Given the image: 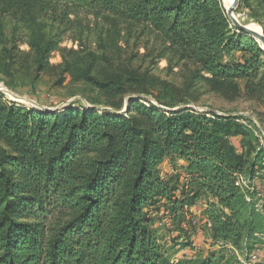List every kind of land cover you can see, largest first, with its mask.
<instances>
[{"label": "trees", "instance_id": "trees-1", "mask_svg": "<svg viewBox=\"0 0 264 264\" xmlns=\"http://www.w3.org/2000/svg\"><path fill=\"white\" fill-rule=\"evenodd\" d=\"M73 8L151 27L181 59L211 76L204 79L227 84L236 95L237 79L247 81L249 93L262 88L264 51L231 26L220 0H0V45L8 41L1 22L7 20L26 31L35 71L53 69L49 56L60 48L51 29L68 22ZM232 49L251 58L224 62ZM89 54L88 65L77 70L65 60L57 83L69 73L111 97L125 93L120 78L100 81L92 74L103 55ZM4 97L0 93V264H173L152 213L162 208L179 225L201 195L210 197L214 238L250 246L264 226L236 183L242 173L252 178L258 163L250 159L254 136L234 117L189 107L161 110L140 96L129 97L124 112L121 105L44 109ZM237 135L247 138L244 152L230 141ZM165 158L185 163L181 188L161 176ZM201 264L231 262L210 255Z\"/></svg>", "mask_w": 264, "mask_h": 264}, {"label": "rangeland", "instance_id": "rangeland-1", "mask_svg": "<svg viewBox=\"0 0 264 264\" xmlns=\"http://www.w3.org/2000/svg\"><path fill=\"white\" fill-rule=\"evenodd\" d=\"M220 2L226 12L223 0ZM60 10L62 8H58V12ZM232 14L241 25L264 38V0H238ZM68 20L64 25L51 29L60 50L51 52L49 56L53 69L41 73L34 69L26 31L13 28L7 20L1 21L6 25L5 38L8 40L0 45V93L5 96L4 100L50 109L67 104L76 107L90 105L99 110L121 105L118 111L124 112L128 98L140 96L147 100L144 102L146 106L152 104L161 110L177 111L189 107L197 112L209 111L234 117L254 136L252 144L255 150L250 159L258 163L257 173L252 178L242 173L236 177V183L245 201L264 216V170L259 169L264 165V56H260L262 88L249 93L247 81L237 79L241 93L236 95L227 84L212 78L204 79L211 76L201 71L194 60L181 59L178 53L169 49L160 34L147 25L111 16H96L85 9L74 8L68 14ZM8 48L10 53L5 50ZM90 52L98 57L103 55L99 57L102 58L100 61L96 60L92 74L100 81L120 78L126 88L125 93L111 97L87 82L73 79L69 73L64 74L61 84L57 83L65 60L74 70L84 68L88 65ZM246 58L250 59L251 55L238 49L223 54L224 62H243ZM230 141L238 152H244L247 138L231 136ZM185 166L182 159L165 158L158 167L164 179L175 178L181 188L185 181ZM208 199V196H199L187 207L179 225L173 223L162 208L152 213L154 229L171 262L201 264L210 255H222L231 264H264V226L254 233L250 246L244 239L214 238L212 222L206 213Z\"/></svg>", "mask_w": 264, "mask_h": 264}, {"label": "water", "instance_id": "water-1", "mask_svg": "<svg viewBox=\"0 0 264 264\" xmlns=\"http://www.w3.org/2000/svg\"><path fill=\"white\" fill-rule=\"evenodd\" d=\"M237 1L238 0H232V4L228 8H226L227 16L229 17L232 24L234 26H236L239 30L246 32L250 36L255 34V35L259 36L264 41V38L261 35L251 32L247 27L241 25L238 22V20L233 16L232 12H233V9L235 8L236 4H237ZM40 108L47 109L46 107H40Z\"/></svg>", "mask_w": 264, "mask_h": 264}, {"label": "bare ground", "instance_id": "bare-ground-1", "mask_svg": "<svg viewBox=\"0 0 264 264\" xmlns=\"http://www.w3.org/2000/svg\"><path fill=\"white\" fill-rule=\"evenodd\" d=\"M223 3L225 4L226 8H228L232 4V0H223ZM251 29H254L253 25H249ZM252 38H255V41L257 44L262 46L261 48H264V41L257 35H252Z\"/></svg>", "mask_w": 264, "mask_h": 264}, {"label": "crops", "instance_id": "crops-1", "mask_svg": "<svg viewBox=\"0 0 264 264\" xmlns=\"http://www.w3.org/2000/svg\"><path fill=\"white\" fill-rule=\"evenodd\" d=\"M233 139H235V138H233Z\"/></svg>", "mask_w": 264, "mask_h": 264}, {"label": "built area", "instance_id": "built-area-1", "mask_svg": "<svg viewBox=\"0 0 264 264\" xmlns=\"http://www.w3.org/2000/svg\"><path fill=\"white\" fill-rule=\"evenodd\" d=\"M253 257V256H252Z\"/></svg>", "mask_w": 264, "mask_h": 264}]
</instances>
